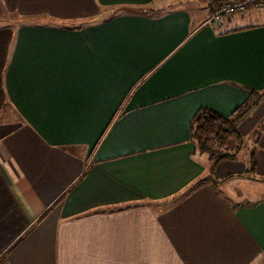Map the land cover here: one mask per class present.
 Wrapping results in <instances>:
<instances>
[{
  "label": "crops",
  "instance_id": "obj_1",
  "mask_svg": "<svg viewBox=\"0 0 264 264\" xmlns=\"http://www.w3.org/2000/svg\"><path fill=\"white\" fill-rule=\"evenodd\" d=\"M170 4L0 0V264L264 261V97L192 137L264 94V23Z\"/></svg>",
  "mask_w": 264,
  "mask_h": 264
},
{
  "label": "trees",
  "instance_id": "obj_2",
  "mask_svg": "<svg viewBox=\"0 0 264 264\" xmlns=\"http://www.w3.org/2000/svg\"><path fill=\"white\" fill-rule=\"evenodd\" d=\"M221 3L215 1L213 8ZM133 10L136 11L135 9ZM253 97L257 99L253 100ZM263 97L264 94L251 92L249 100L245 101L228 117H224L211 110H203L198 113L194 119L192 129V137L195 144L200 150L209 153L215 162L233 157L235 153H222L216 147L224 145L231 136L236 138L238 145L241 143L242 135L237 128L238 122Z\"/></svg>",
  "mask_w": 264,
  "mask_h": 264
},
{
  "label": "rangeland",
  "instance_id": "obj_3",
  "mask_svg": "<svg viewBox=\"0 0 264 264\" xmlns=\"http://www.w3.org/2000/svg\"><path fill=\"white\" fill-rule=\"evenodd\" d=\"M215 1L221 2V0H171L169 9L185 8L189 10L194 17H196L197 14L200 15L201 13L206 12V9L209 8L210 5H213ZM248 3L249 4L244 12L236 13L230 16H234L238 19L242 15L245 17L242 20V23H264V0H249ZM224 18L225 17H222V19L217 21H210V25L217 27V23L221 22ZM252 99L254 100L257 98L253 97ZM217 148L219 149V147H216V149ZM243 151L244 148L241 152ZM262 264H264V261Z\"/></svg>",
  "mask_w": 264,
  "mask_h": 264
},
{
  "label": "built area",
  "instance_id": "obj_4",
  "mask_svg": "<svg viewBox=\"0 0 264 264\" xmlns=\"http://www.w3.org/2000/svg\"><path fill=\"white\" fill-rule=\"evenodd\" d=\"M248 1L249 0L222 2L220 5L213 8L210 21H217L222 19V17L244 12L249 4Z\"/></svg>",
  "mask_w": 264,
  "mask_h": 264
}]
</instances>
